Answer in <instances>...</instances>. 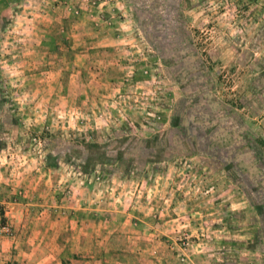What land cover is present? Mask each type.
I'll return each instance as SVG.
<instances>
[{"label":"rangeland","instance_id":"obj_1","mask_svg":"<svg viewBox=\"0 0 264 264\" xmlns=\"http://www.w3.org/2000/svg\"><path fill=\"white\" fill-rule=\"evenodd\" d=\"M102 2L0 0L10 197L118 213L66 264H264V0H133L124 68L86 62Z\"/></svg>","mask_w":264,"mask_h":264},{"label":"crops","instance_id":"obj_2","mask_svg":"<svg viewBox=\"0 0 264 264\" xmlns=\"http://www.w3.org/2000/svg\"><path fill=\"white\" fill-rule=\"evenodd\" d=\"M120 2L125 3L124 7H127L125 10L119 6ZM98 6L100 7V10H98L101 12H99L98 18L96 16L97 20L95 21L93 17L91 19L87 17L86 21L83 22L92 31V36L88 42L93 40L90 48L91 50L95 49L90 53L95 56L88 58L89 61L86 62L97 68H113L121 65H124V68L127 65L124 61L127 60L125 58L127 54L126 45L131 43L132 25L121 18L125 13L128 20H130V17L135 18L136 11L132 10L133 0H103ZM92 21L96 26H93ZM97 79L99 80L100 76ZM1 171L0 223L5 220L9 221L12 226H15L17 232L15 231L10 240L0 237V264H4L9 260L21 264H66L64 261L65 256L60 254L57 249L59 239L64 240L74 236L78 241L77 243H79L78 247L91 249V246L96 243H103L107 236L98 240L95 235H89V227L84 223L86 220L88 222L89 220L95 221L98 218L101 220L108 219L120 224L117 212L112 217L107 214L94 215L91 214L94 209L90 208V204L72 207L73 211H77L76 213L65 208L60 211V208H53L52 205L44 207L42 211L30 208L27 204L20 205L19 197H10L14 192L12 188L7 186L5 171ZM46 211L51 212V218H46ZM102 211L109 210L103 208ZM60 212L65 213L63 217L59 216ZM71 215L74 216V220ZM129 232L134 233L133 231ZM79 252L84 254L83 249Z\"/></svg>","mask_w":264,"mask_h":264},{"label":"built area","instance_id":"obj_3","mask_svg":"<svg viewBox=\"0 0 264 264\" xmlns=\"http://www.w3.org/2000/svg\"><path fill=\"white\" fill-rule=\"evenodd\" d=\"M0 232L6 236H9L11 234L10 228L6 224L0 227Z\"/></svg>","mask_w":264,"mask_h":264},{"label":"trees","instance_id":"obj_4","mask_svg":"<svg viewBox=\"0 0 264 264\" xmlns=\"http://www.w3.org/2000/svg\"><path fill=\"white\" fill-rule=\"evenodd\" d=\"M54 165V164H53ZM85 187H87L88 189H90L91 185H86ZM13 264H17V263H13Z\"/></svg>","mask_w":264,"mask_h":264}]
</instances>
